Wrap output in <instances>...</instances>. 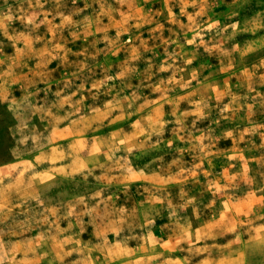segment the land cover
<instances>
[{
	"label": "rangeland",
	"instance_id": "rangeland-1",
	"mask_svg": "<svg viewBox=\"0 0 264 264\" xmlns=\"http://www.w3.org/2000/svg\"><path fill=\"white\" fill-rule=\"evenodd\" d=\"M0 264H264V0H0Z\"/></svg>",
	"mask_w": 264,
	"mask_h": 264
}]
</instances>
